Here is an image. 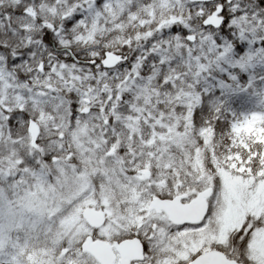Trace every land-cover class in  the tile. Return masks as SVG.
<instances>
[{
	"label": "snow or ice",
	"instance_id": "snow-or-ice-1",
	"mask_svg": "<svg viewBox=\"0 0 264 264\" xmlns=\"http://www.w3.org/2000/svg\"><path fill=\"white\" fill-rule=\"evenodd\" d=\"M0 264H264V0H0Z\"/></svg>",
	"mask_w": 264,
	"mask_h": 264
},
{
	"label": "trees",
	"instance_id": "trees-1",
	"mask_svg": "<svg viewBox=\"0 0 264 264\" xmlns=\"http://www.w3.org/2000/svg\"><path fill=\"white\" fill-rule=\"evenodd\" d=\"M231 107L237 113L248 111L253 104V101L247 95L236 96L232 98Z\"/></svg>",
	"mask_w": 264,
	"mask_h": 264
}]
</instances>
